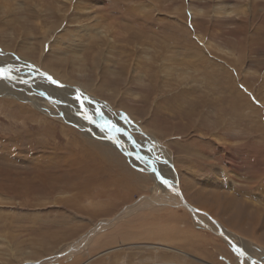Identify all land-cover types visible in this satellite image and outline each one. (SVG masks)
Returning <instances> with one entry per match:
<instances>
[{"label": "rangeland", "instance_id": "1", "mask_svg": "<svg viewBox=\"0 0 264 264\" xmlns=\"http://www.w3.org/2000/svg\"><path fill=\"white\" fill-rule=\"evenodd\" d=\"M3 52L25 73L85 89L124 150L150 163L110 144L103 133L113 132L96 124L101 115L87 100L75 113L66 107L65 121L63 95L47 83L28 87L32 101L0 94V264H241L184 207L147 204L165 201L153 166L264 261V0H0ZM8 68L0 78L12 83ZM73 141L108 143L132 176L120 180L110 164L111 175L94 177L93 151L81 155ZM74 153L91 160L69 176ZM100 180L109 192L97 191ZM78 185L108 194L91 204ZM122 212L96 235L113 238L101 248L93 241L74 260L50 261Z\"/></svg>", "mask_w": 264, "mask_h": 264}, {"label": "bare ground", "instance_id": "2", "mask_svg": "<svg viewBox=\"0 0 264 264\" xmlns=\"http://www.w3.org/2000/svg\"><path fill=\"white\" fill-rule=\"evenodd\" d=\"M88 16V15H87ZM53 45V44H52ZM7 54L6 53H0V77H2L4 74L2 73L3 71V69H7L8 67V70H9V73L10 74H12V72H10L11 70H13V71H15V72H13V74H12V76H9L10 77V79H14V81H12V83L11 82H9V81H2L1 80V78H0V94H2L3 96H6V97H8L9 95H11V96H14V97H19V99H21V100H30V101H32L31 99H33V98H35V97H31V93H29V90H31V89H29L28 87H32V85L34 84L35 86H36V84H38L39 82H42V83H44V84H48L49 86H51L53 89H55V91L57 90V91H59L60 93H62V95H63V97L61 98L60 97V99H59V97H58V99H59V102H60V104H64L63 106L64 107H61V109H62V111H63V113H66L65 114V121H70L71 119L70 118H73L72 116H70V117H68L67 116V111H66V107H67V109H71V111L72 112H77V111H79L80 110V108L82 107L81 105H79L78 103H79V101H81V102H83V106H85L86 104H85V102L83 101V100H87L89 103H90V105H88V108H89V110L91 109V108H93L94 110H96L97 111V113L99 114V115H101L100 116V119H101V121H97V120H95V121H97L96 122V124L98 125V124H100V122L103 124V125H99L101 128H103V132H104V128H109V130H111L112 132H113V135H114V137H113V135H108L106 132L105 133H103L104 135H106L107 136V138H108V142L110 143V144H113V143H115V145H116V147L118 148V150L121 152V153H123L125 156H130L129 157V159L130 160H132V158H134V160L135 161H141V162H146V163H150V160H146L145 158L144 159H142V158H139L138 157V155H134L133 153H131L130 151H129V153H127V151H125L124 150V148H123V146H122V144H121V142L117 139V134H118V131H116V130H113V129H111L112 128V126H110V125H104V123H107V121L108 120H105L104 118H103V108H101L98 104H96V103H93V102H95V100H93V98L91 99V97L87 94V92H86V90L85 89H83L82 87V89L83 90H85V92L86 93H84V91H82L81 90V88L78 86H71V85H68V84H66V83H62V82H60L59 80H57V79H55V78H53L51 75H48V74H45V73H43V72H39V71H35V72H33V71H31L30 72V74H28V73H25V70L23 69V70H21V67H19V66H16V64L14 65V64H12V62L14 63V62H16V60H14V59H12V57H10L9 56V54H8V56H6ZM12 60H14V61H12ZM8 66V67H7ZM4 67H6V68H4ZM26 69V68H25ZM21 76H29V79H27V78H23V79H21L20 77ZM36 78H38V80H40V81H33V80H35ZM18 79V80H17ZM114 79V78H113ZM8 80V79H7ZM42 80V81H41ZM117 79H115V82H117L116 81ZM27 82V83H18V82ZM115 82H113V84L115 83ZM122 82V81H121ZM121 82H119V83H121ZM244 82V81H243ZM5 83V84H4ZM118 83V82H117ZM118 83V84H119ZM88 84H89V82H88ZM105 84V83H104ZM33 85V86H34ZM236 85V84H235ZM234 85V86H235ZM88 86V85H87ZM86 86V89H90V88H88ZM150 86V85H149ZM250 86V85H249ZM248 86V87H249ZM42 88V87H41ZM104 87H103V84H102V87H101V89H103ZM250 88V87H249ZM29 89V90H28ZM101 89H97V90H99V91H101ZM92 90V89H91ZM253 90V89H252ZM90 91V90H89ZM154 93V92H153ZM234 93H235V91H234ZM243 93V92H242ZM33 95V94H32ZM28 96H30V99H29V97ZM70 96H72V97H70ZM80 96H81V98H80ZM83 99V100H82ZM183 99V98H182ZM54 101H57V100H54ZM41 104V103H40ZM95 106H96V108H95ZM46 107L48 108V109H46L47 111H49L50 110V107L49 106H47V104H46ZM69 107V108H68ZM104 109L106 110H111V109H109V107L108 106H104ZM87 110V109H86ZM57 111V110H56ZM55 111V112H56ZM87 112H89L88 110H87ZM180 112V111H179ZM182 113V112H181ZM53 114H56V113H53ZM91 115H89L88 114V117H89V119L90 120H92V122H93V124H95L94 123V120H93V117L91 116ZM104 121V122H103ZM60 123V122H59ZM64 125V124H63ZM62 125V126H63ZM96 127V126H95ZM63 128V127H62ZM97 128V127H96ZM67 130V129H66ZM65 130V131H66ZM106 130V129H105ZM260 130V129H259ZM262 130V129H261ZM264 130V129H263ZM68 131V130H67ZM245 132V131H244ZM259 133V132H258ZM110 134V133H109ZM100 135H102V134H100ZM104 135H102V136H104ZM105 136V137H106ZM112 137V138H111ZM174 137V136H173ZM28 138V137H27ZM77 138V137H76ZM26 140H28V139H26ZM78 140H80V139H78ZM113 140V141H112ZM74 142V144H73V146H75V148L76 149H81L82 150V154L81 155H85V154H87L88 155V153H86L85 152V150L86 149H89V150H92L93 151V154H92V160L90 159V157H88L87 156V158H85L84 156H82L81 157V155H79V153H74L73 155V157L71 158V159H67V162L68 163H70V162H72L71 163V170L73 171V173H71V174H69V176H74V174H75V171L76 172H81V168H83L84 167V165L82 166V167H80V165H81V162H84V161H86V159L87 160H91V161H93V163L95 164H93V168H88L87 169V167L85 166V168L87 169V171H89V170H91L90 172H93L94 174H96L94 177H97L98 178V174H104V175H111V171H112V169H113V167H114V165H116L117 166V168L118 169H116L117 170V172L116 173H120V175H122L124 178H122V179H120V180H124L125 178L126 179H128V177L131 175V172H130V170L128 171V170H126V169H124L123 167H122V164H120V163H118V162H115L114 161V159L116 160V158L117 159H120V160H122L123 162H124V164L126 163V159L125 158H123L121 155H119L118 153H116V152H114L112 149H110L111 148V146L108 144V143H106V144H102V143H91V142H86V145H87V148L85 149L84 148V143L81 145V143H79V142H77V141H73ZM93 142V141H92ZM181 142V141H180ZM69 143V142H68ZM105 143V142H104ZM178 143V142H177ZM188 143V142H187ZM20 144V143H19ZM28 144V143H27ZM23 145V144H22ZM154 145H156L157 146V144H154ZM180 146V145H179ZM21 147V146H20ZM24 147V146H23ZM29 147V146H28ZM158 147V146H157ZM157 147L156 148H154V150L156 149L157 150ZM159 149L161 148L160 147V145H159V147H158ZM75 149V150H76ZM93 149H97V150H93ZM73 150V149H72ZM75 152V151H74ZM152 152H153V154L155 153L154 151H153V147H152ZM161 155H162V157L163 158H166V159H168L167 158V152H166V150H164L163 149V151H162V153H161ZM67 156V155H66ZM70 156V155H69ZM32 157H36V156H30V159H32ZM38 157V156H37ZM36 157V158H37ZM48 157H50V156H48ZM68 157V156H67ZM113 157H116V158H114V159H111V158H113ZM22 158V157H21ZM25 158H27V157H25ZM29 158V157H28ZM27 158V159H28ZM63 158H65V157H63ZM26 159V160H27ZM41 159V158H40ZM43 159V158H42ZM52 159V158H51ZM49 160V159H48ZM53 160V159H52ZM30 161V160H29ZM33 161V160H32ZM32 161H30L31 163H32ZM50 161V160H49ZM169 161V160H168ZM39 162V161H38ZM37 162V163H38ZM48 162V161H47ZM52 162H54V161H52ZM51 161H50V163H52ZM55 162H56V160H55ZM87 162V161H86ZM169 162H171L172 163V161H169ZM75 164V168H74V166H72V164ZM39 164V163H38ZM41 164V163H40ZM57 164V163H56ZM113 166H111V165ZM170 164V163H169ZM36 165V164H35ZM47 165V164H46ZM70 165V164H69ZM68 165V166H69ZM87 165V164H86ZM126 165V167L127 168H129L128 167V165L127 164H125ZM136 165V164H135ZM154 165V164H153ZM54 166V165H53ZM62 166H64V165H62ZM115 166V167H116ZM137 167H139L138 165H136ZM40 167V166H39ZM48 168V167H47ZM46 168V169H47ZM74 168V169H73ZM49 169H51V168H49ZM151 169H152V171H151V174L152 173H154L155 175H157V177H158V179H156V178H154L153 176H151V175H149V174H147V176L149 175V177L150 178H152L155 182H157L156 184L158 185L155 189L156 190H159V191H163V192H165L166 194H164V198H165V201H163V202H158V201H155L154 199H152L150 196L149 197H147V198H145L146 200H149V201H147V204L148 203H152V204H156V205H164V206H177V207H183V204H182V200L184 199L191 207H193L195 210H196V212L194 213V214H191L192 216H194V218H195V222H197V224H199L200 226H201V228L203 227V228H208V229H210L211 231H213L216 235H218V236H220L221 238H223L231 247H233L232 245H231V243H229V241L227 240V238H229L236 246H238L242 251H243V255H239L240 256V262H241V264H264V261H260V260H258V259H256V257L255 256H251L250 254H249V252H247V249L245 248V246H244V242H243V240L239 237V236H237L236 234L234 235L233 233H231L229 230H227V229H225L224 227H223V225H221L218 221H217V219H215V217L213 216V214H211V213H209L207 210H204V209H199V208H197V207H194V206H192L191 205V203H189L187 200H186V195H185V192H183V190L184 189H182V187H181V185H180V187H179V185L178 184H176V182L175 183H170L166 178H164L160 173H159V170L155 167V166H153V167H151ZM143 172H147V169L145 168V167H142V169H141ZM178 170H180V169H178ZM85 171V170H84ZM172 171H173V169H172ZM50 172V171H49ZM98 172H100V173H98ZM113 172V171H112ZM128 173V174H127ZM79 174V173H78ZM78 174H75L76 176H78ZM136 175H144V174H137V173H135ZM82 175V174H81ZM114 175V174H113ZM80 176V175H79ZM132 176V175H131ZM135 176V175H134ZM188 177H190V175H187ZM112 177V176H111ZM115 177V176H114ZM113 177V178H114ZM137 177V176H136ZM141 178V177H140ZM44 179V178H43ZM129 179H130V177H129ZM131 179H132V177H131ZM77 180V179H76ZM89 182L87 183V184H93V177H92V175H90L89 177H88V179H87ZM86 180V181H87ZM117 180V179H116ZM143 180V179H142ZM182 180H184L183 182L185 183V186H187L186 185V181H185V176H183V179ZM189 180H191L192 182H193V180L192 179H189ZM96 181H98V179L96 180ZM101 181V180H100ZM112 181H114V180H112ZM174 181H177V179H176V177L174 176ZM99 182V181H98ZM111 181H107V183H110ZM146 182V181H145ZM80 183V182H79ZM101 184V186H102V189L103 190H97V191H99V192H109L107 189H106V182L103 184V182L101 181L100 182ZM117 183H119V181H117ZM124 183V182H123ZM163 184V185H160V184ZM80 184H82V183H80ZM83 184H84V182H83ZM112 184V183H111ZM114 184V183H113ZM116 184V183H115ZM122 184V183H121ZM126 184H127V182H126ZM76 185V184H75ZM119 185V184H118ZM125 185V184H124ZM145 185V184H144ZM143 185V186H144ZM80 185H78V187L77 188H74V189H78L79 190V187ZM100 186V187H101ZM108 186L109 187H112L111 185H109L108 184ZM146 186V185H145ZM84 187H86V189L84 188V190H83V192H81L80 190V194H82L83 195V197H81L82 199H90V203L91 204H94V201H93V195H95L94 194V190L96 189V187L95 188H93L92 190L90 189V187L87 185V186H84ZM87 187H89V188H87ZM115 187V186H114ZM113 187V188H114ZM154 188V187H153ZM51 189V188H50ZM101 189V188H100ZM182 189V190H181ZM151 190V189H150ZM154 191V190H153ZM171 191H173V195L171 194ZM92 192V193H91ZM108 194V193H107ZM107 194H102L101 196H106ZM44 195V194H43ZM172 195V196H171ZM92 196V197H91ZM101 196H98V195H95V198L96 197H98V198H101ZM78 198V197H77ZM75 199V198H74ZM81 199V200H82ZM188 199V198H187ZM77 200H79V199H77ZM161 201L162 200H164L163 198L162 199H160ZM190 200V199H189ZM192 200V199H191ZM143 201V200H142ZM78 202V201H77ZM158 202V203H157ZM63 203V202H62ZM138 203H140V202H138ZM79 204V203H78ZM146 204V205H147ZM137 205H139V204H136L135 206H133V207H129V209L127 208L126 210H124V212H126L127 214L128 213H132V211L133 210H135V208L134 207H136ZM138 207V206H137ZM139 207H141V206H139ZM206 207V206H205ZM79 208V207H78ZM134 208V209H133ZM163 208V207H162ZM167 208V207H166ZM169 208V207H168ZM186 209V208H185ZM211 211V210H210ZM124 212H122L117 218H115V219H113V220H110V221H103V222H100V223H98L96 226H95V228H93L91 231H89L86 235H84V236H82L81 238H79V239H77L76 241H74L71 245H69L68 247H66V248H64L63 250H61L59 253H57V254H55V256L54 257H52L51 259H50V261L51 262H58V261H60V260H64V259H67V260H71V259H75V256L77 255V254H80V253H83V252H86L87 251V249L86 248H88L89 247V243H91V242H93V241H98L97 242V247L96 248H101L102 246H103V243H104V241L105 240H110V239H113L111 236L110 237H108V238H106L105 240L104 239H100L99 240V238L96 236L97 234H99L100 232H102V231H104L105 229H108L109 227H114L116 224L115 223H117L118 221H120L121 219H122V217L125 215L124 214ZM200 226H199V228H200ZM205 230V229H204ZM219 234H221V235H219ZM112 241V240H111ZM122 248H125V247H122ZM234 248V247H233ZM235 249V248H234ZM255 250V249H254ZM255 254H257V252L255 253ZM73 259V260H74ZM78 259V258H77ZM45 262H42L41 264H44ZM31 264H35V262H33L32 261V263Z\"/></svg>", "mask_w": 264, "mask_h": 264}, {"label": "water", "instance_id": "3", "mask_svg": "<svg viewBox=\"0 0 264 264\" xmlns=\"http://www.w3.org/2000/svg\"><path fill=\"white\" fill-rule=\"evenodd\" d=\"M182 204L183 207L186 208L191 214H194L196 212V210L193 207H191L184 199L182 200ZM227 240L229 241V243H231V245L235 248V250L238 252L239 255L244 254L243 251L238 246H236L229 238H227Z\"/></svg>", "mask_w": 264, "mask_h": 264}]
</instances>
